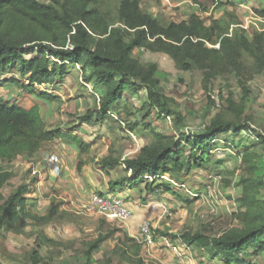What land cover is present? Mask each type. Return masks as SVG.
I'll return each mask as SVG.
<instances>
[{"label":"rangeland","instance_id":"obj_1","mask_svg":"<svg viewBox=\"0 0 264 264\" xmlns=\"http://www.w3.org/2000/svg\"><path fill=\"white\" fill-rule=\"evenodd\" d=\"M108 1L109 6L114 5V0ZM139 1L143 12L163 24L186 21L196 14L202 19L212 16L223 27L231 22L227 35L233 25L245 26L249 22L255 24L250 23L246 30L250 38L252 32H264V18L256 14L264 10V0H235L237 6L227 5V0H216L217 6L211 0ZM93 40L94 46L96 38ZM34 48H30L27 59L38 51ZM133 56L144 68L153 65L161 72L160 91L179 113L181 126L175 117L160 115L149 107L142 88L135 95L122 94L116 112L99 122L79 123V117L98 106L101 94L82 78L75 66H70L58 81L36 86V90L53 98L49 102L10 84L0 87L1 99L24 109L38 106L46 128L56 134L32 157L18 156L13 162L0 163L2 170L13 175L3 189L4 196L26 186L27 211L43 218L36 222L21 218L6 221L0 230V264H32L34 254L39 258L37 264H84L82 256L98 240L101 241L93 251V264H226L224 258L210 257L205 251L187 246L179 237L184 233L219 237L234 227H243V220L237 219L236 201L243 193L244 181L253 177L258 159L264 158V71L243 54L239 72L229 70L213 78L205 91L202 73L195 67L188 72L180 70L162 53L134 51ZM1 72L0 67L1 79L20 80L18 65L8 75ZM227 98L235 104L247 99L249 131L219 134L207 144L195 147L181 139H197L218 115L225 122H235ZM155 133L174 138L184 149L186 170L178 182L171 183L172 191L162 192L161 182H155L152 191H146L145 185L150 181L145 178L134 185L120 186L112 193L109 182L127 175L122 161L150 146ZM60 134L77 136L89 146L88 152L79 155L78 149ZM105 157L119 160L118 166L107 170L108 174L101 168ZM198 159L202 167L195 164ZM58 191L68 192L70 201L56 196ZM94 194H115L127 206L132 219L112 224L89 211L87 202ZM260 195L264 201V190ZM51 206L56 207L57 213L50 216ZM143 222L151 227L155 241L151 247L145 246L140 235ZM125 238L140 246L137 256L132 243H123ZM120 247L128 249L131 261L121 258ZM240 258L245 264H264V252L254 249L241 253ZM138 259L140 263L136 262Z\"/></svg>","mask_w":264,"mask_h":264},{"label":"trees","instance_id":"obj_2","mask_svg":"<svg viewBox=\"0 0 264 264\" xmlns=\"http://www.w3.org/2000/svg\"><path fill=\"white\" fill-rule=\"evenodd\" d=\"M107 1L48 0L42 3L37 0H0L1 73L8 75L15 65L20 68V80L0 78V87L10 84L36 99L49 102L53 98L36 90V86L58 81L67 74L70 66H75L82 78L101 94L98 106L79 117V123L90 125L99 122L116 112L122 94L135 95L142 88L149 107L160 115L175 117L181 126L179 113L160 91L163 75L153 65L147 68L140 65L133 56L134 51L162 53L186 72L197 68L202 73L205 91L213 78L229 70L239 72L243 54L264 71V32H252L250 38L246 31L235 28L240 25L237 23L227 35L231 22H227L224 28L212 16L202 19L196 14H191L186 21L163 24L143 12L139 0H114L113 6H109ZM227 5L237 6L235 0H227ZM256 14L264 18V10L256 11ZM216 45L218 48H213ZM31 47L38 51L27 59ZM246 101L245 98L240 104H235L227 98L226 104L229 112L235 115V122H225L222 115H218L197 139L190 138V141L183 136L181 139L195 147L207 144L219 134L249 131L251 118L245 114ZM116 120L123 125L121 120ZM129 129L133 130L132 127ZM55 135L46 128L38 106L24 109L0 98V163L13 162L18 156L32 157ZM60 137L74 145L79 155L89 150V146L77 136L60 134ZM183 150L174 138L155 133L150 146L142 147L136 156L122 161L127 175L117 182H109V188L114 191L147 178L150 183L145 185L146 191H150L155 182H161L164 183L162 192L170 193L171 183L178 182L186 170ZM195 164L203 166L199 159ZM118 165L119 160L111 157L101 161L106 174L108 169ZM263 171L264 158L260 157L252 171L253 177L244 181L243 193L236 201L239 209L237 219L243 220V227H234L219 237L184 233L179 237L181 241L205 251L210 257L224 258L226 264H245L240 254L250 249L264 252V201L260 198V192L264 190ZM12 177L11 172L0 168V230L8 220L16 222L21 218L36 222L43 219L27 211L26 186L13 190L8 197L4 196L3 189ZM55 193L67 202L71 199L68 192ZM55 213L56 207L51 206L49 215ZM98 241L90 245L82 256L84 264L95 262L93 251ZM127 242L134 243L125 238L123 243ZM132 247L137 256L140 246L133 244ZM118 251L121 258L131 261L127 248L120 247ZM34 255L32 264H37L39 258Z\"/></svg>","mask_w":264,"mask_h":264},{"label":"built area","instance_id":"obj_3","mask_svg":"<svg viewBox=\"0 0 264 264\" xmlns=\"http://www.w3.org/2000/svg\"><path fill=\"white\" fill-rule=\"evenodd\" d=\"M211 2H216V0H211ZM250 23L252 26H255V24H253L252 22H249V24ZM249 24L247 23L245 26H235V28H240L246 31L248 29ZM233 28L234 26L231 27L230 32ZM213 48H218V45L213 46ZM87 208L89 211L98 213L103 218H105L107 222L112 224L125 223L132 219L131 212L129 211L127 206L123 203L121 198L115 195L104 196L94 194L89 198L87 202ZM140 235L143 238L145 246L151 247L154 245L155 241L151 232V227L148 222L141 223Z\"/></svg>","mask_w":264,"mask_h":264},{"label":"crops","instance_id":"obj_4","mask_svg":"<svg viewBox=\"0 0 264 264\" xmlns=\"http://www.w3.org/2000/svg\"><path fill=\"white\" fill-rule=\"evenodd\" d=\"M117 190H114V191H112V193H114V192H116ZM110 195H115V194H110Z\"/></svg>","mask_w":264,"mask_h":264}]
</instances>
